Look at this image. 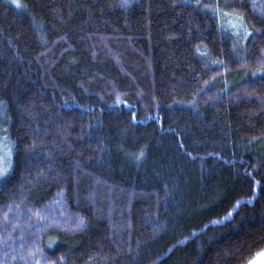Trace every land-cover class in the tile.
I'll use <instances>...</instances> for the list:
<instances>
[{
    "label": "trees",
    "instance_id": "obj_1",
    "mask_svg": "<svg viewBox=\"0 0 264 264\" xmlns=\"http://www.w3.org/2000/svg\"><path fill=\"white\" fill-rule=\"evenodd\" d=\"M18 2L0 0V264L262 252L264 0Z\"/></svg>",
    "mask_w": 264,
    "mask_h": 264
},
{
    "label": "rangeland",
    "instance_id": "obj_2",
    "mask_svg": "<svg viewBox=\"0 0 264 264\" xmlns=\"http://www.w3.org/2000/svg\"><path fill=\"white\" fill-rule=\"evenodd\" d=\"M12 2L17 6L20 7L21 4L18 2V0H12ZM226 25L230 28V30L235 35H248V30L244 26V21L241 17L233 16L231 14H228L227 17H225ZM247 33V34H246ZM10 158V147L9 144L1 140L0 141V176H2V171H4L7 167V162ZM264 252V250L262 251ZM261 253V252H260ZM248 264H264V257L258 256V254L254 257V259L249 262Z\"/></svg>",
    "mask_w": 264,
    "mask_h": 264
},
{
    "label": "snow or ice",
    "instance_id": "obj_3",
    "mask_svg": "<svg viewBox=\"0 0 264 264\" xmlns=\"http://www.w3.org/2000/svg\"><path fill=\"white\" fill-rule=\"evenodd\" d=\"M258 256L264 257V252L259 253Z\"/></svg>",
    "mask_w": 264,
    "mask_h": 264
}]
</instances>
